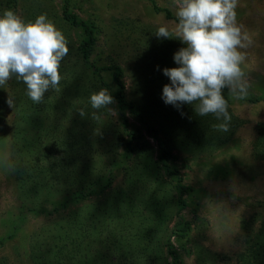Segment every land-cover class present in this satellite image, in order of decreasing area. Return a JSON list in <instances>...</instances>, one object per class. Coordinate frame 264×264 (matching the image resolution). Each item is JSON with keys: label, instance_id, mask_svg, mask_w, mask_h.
I'll return each mask as SVG.
<instances>
[{"label": "rangeland", "instance_id": "374dc122", "mask_svg": "<svg viewBox=\"0 0 264 264\" xmlns=\"http://www.w3.org/2000/svg\"><path fill=\"white\" fill-rule=\"evenodd\" d=\"M155 1L162 11L148 0H70L99 33L87 70L81 30L61 20L63 0H0V16L45 15L68 48L59 87L41 103L15 76L0 87V264H264V0H238L237 23L253 40L242 65L250 86L244 100L230 97L239 124L214 146L195 104L161 99L170 83L162 70L178 67L173 55L184 45L156 37L172 27L177 3ZM110 54L129 97L144 98L149 123L170 143L169 169L138 115L126 114L124 137L115 103V115L91 118L87 80L111 83L93 71L110 67Z\"/></svg>", "mask_w": 264, "mask_h": 264}, {"label": "clouds", "instance_id": "9594fccd", "mask_svg": "<svg viewBox=\"0 0 264 264\" xmlns=\"http://www.w3.org/2000/svg\"><path fill=\"white\" fill-rule=\"evenodd\" d=\"M177 9L172 27L160 26L157 38L179 40L181 47L173 61L178 67L165 68L162 74L169 84L162 88L166 105L179 108L195 104L201 117L212 115L222 121L215 127L229 131L231 117L229 97L244 100L249 82L242 65L253 40L243 25L237 23L238 0H176ZM67 40L45 15L25 23L11 10L0 16V87L13 76L26 85V95L34 103L42 102L49 89H58L60 63L68 53ZM12 103L11 99L8 101ZM114 100L107 88L90 94L91 118L101 119V110L115 115L108 106ZM85 116V110H80ZM7 156L0 157V159Z\"/></svg>", "mask_w": 264, "mask_h": 264}, {"label": "trees", "instance_id": "16d2710c", "mask_svg": "<svg viewBox=\"0 0 264 264\" xmlns=\"http://www.w3.org/2000/svg\"><path fill=\"white\" fill-rule=\"evenodd\" d=\"M154 7L155 10L160 11L157 7L155 0H148ZM164 12L167 14V16L171 17V12L167 9H163ZM162 11V10H161ZM61 20L68 25L78 28L82 32V42L79 47V54L81 57L82 62V68H85L89 70L90 67V60L93 57V54L95 52V49L97 48L99 37H98V29L97 27H94L91 23H88L86 21L81 20L77 15H74L70 11V0H63V7H62V18ZM124 30V29H123ZM115 52V51H112ZM110 67H101L99 70L95 69L94 72L100 71V72H106L109 73V77L111 79V83L101 79L100 77L95 79L90 76L91 80H87V82H92V87L94 92L99 91L101 88H107L108 90H111V96L113 97L114 103H115V109L117 114L119 115L120 119L122 120L121 129L123 128V131H121V135H124V132L128 129V123L125 119L126 114L129 113L131 115H138V118L140 119V122L145 127L152 126L149 131H153L156 135L154 136V140L156 141V144L161 152L160 162L163 164L164 168H168V163L171 160V157L173 156V151L170 143L167 139H165L159 132V129L155 126L154 122H150L151 119L149 116V113H147L144 107V98L140 97L139 99H133L134 97H129V94L126 91V85L124 83L125 73L124 69L121 65L118 64L117 58L112 57L111 54L108 56ZM84 69V72L86 73V70ZM88 72V71H87ZM222 94L224 95L225 99L228 102V112L231 117L230 124H229V131L228 132H222L218 130L215 125L221 123L222 121H218L213 117L212 115L205 116V120L209 122V129L205 128V130L208 132L207 140L209 142L210 139V145H216L219 144L222 141H228L234 134L236 128L238 127V119L231 113L230 111V97L228 93V89L222 90ZM138 102V103H137ZM193 110L195 106H192ZM139 111L142 112L138 113ZM192 117H195L194 113H191ZM148 118V120L146 119ZM143 120V121H142ZM146 128V129H147ZM127 135L133 137L134 133L128 132ZM177 138H180L181 136L179 134L176 135ZM124 137V136H123ZM136 139V138H135ZM175 175L178 176L176 173ZM177 178V183L179 185L178 188L181 190L184 188L181 183L182 179L180 177ZM186 228H189V224L186 222L184 224ZM68 254V252L66 251ZM70 254V253H69Z\"/></svg>", "mask_w": 264, "mask_h": 264}]
</instances>
